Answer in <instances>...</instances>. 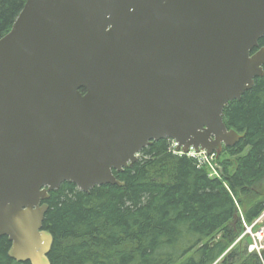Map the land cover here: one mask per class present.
Instances as JSON below:
<instances>
[{"label": "water", "instance_id": "95a60500", "mask_svg": "<svg viewBox=\"0 0 264 264\" xmlns=\"http://www.w3.org/2000/svg\"><path fill=\"white\" fill-rule=\"evenodd\" d=\"M264 0H26L0 37V237L52 264L50 192L123 186L114 171L174 139L219 156L224 109L264 76ZM257 51L254 52V50Z\"/></svg>", "mask_w": 264, "mask_h": 264}, {"label": "trees", "instance_id": "16d2710c", "mask_svg": "<svg viewBox=\"0 0 264 264\" xmlns=\"http://www.w3.org/2000/svg\"><path fill=\"white\" fill-rule=\"evenodd\" d=\"M25 3L0 0V37ZM224 122L241 139L218 157L221 178L174 154L165 138L144 148L131 167L114 171L123 186L84 192L64 182L50 192L43 227L54 237L51 263L264 264V251L249 252L252 239L244 235L245 223L264 212V76L228 103ZM10 248L1 236L0 264H29L13 260Z\"/></svg>", "mask_w": 264, "mask_h": 264}, {"label": "built area", "instance_id": "2783aa9c", "mask_svg": "<svg viewBox=\"0 0 264 264\" xmlns=\"http://www.w3.org/2000/svg\"><path fill=\"white\" fill-rule=\"evenodd\" d=\"M175 146H176L175 143L172 144L170 150H173ZM189 155L196 158L198 160V163L200 164H204V165L207 164L210 168L211 166H213L209 162V160L214 159L215 155L208 156L205 152H199V153L191 152ZM217 169H218L217 165L214 168H211L212 176L220 177ZM262 223L264 224V212L251 226L246 225V230H247L246 233H249V235H251L253 240L252 244H250L249 246V251L257 252L259 255H261L262 251H264V225ZM257 225H262V226L259 229L255 230L254 227Z\"/></svg>", "mask_w": 264, "mask_h": 264}, {"label": "rangeland", "instance_id": "374dc122", "mask_svg": "<svg viewBox=\"0 0 264 264\" xmlns=\"http://www.w3.org/2000/svg\"><path fill=\"white\" fill-rule=\"evenodd\" d=\"M140 156H141V154H140ZM209 162L213 165V166L210 165L211 168H214L216 165H217V166H220V165H221V164L219 163V161L216 160V159H210ZM206 166H207V164H206ZM207 168H208V166H207ZM208 169H209V168H208ZM209 170H210V169H209ZM262 224H263V223H262ZM251 225H252V224H251ZM251 225H247V226H251ZM263 225H264V224H263ZM261 226H262V225H259V228H260ZM259 228H258V229H259ZM245 231H247V230H246V227H245ZM254 231H255V230H254ZM245 233H246V232H244V235H248L249 237H251V235H249V233H246V234H245ZM244 235H243V236H244ZM251 239H252V238H251Z\"/></svg>", "mask_w": 264, "mask_h": 264}, {"label": "bare ground", "instance_id": "6f19581e", "mask_svg": "<svg viewBox=\"0 0 264 264\" xmlns=\"http://www.w3.org/2000/svg\"><path fill=\"white\" fill-rule=\"evenodd\" d=\"M140 154H141V153H140ZM217 156H218V155H217ZM139 157H140V156H139ZM201 165H204V164H201ZM246 225H248V224L245 223V226H246ZM245 232H246V231H245Z\"/></svg>", "mask_w": 264, "mask_h": 264}]
</instances>
